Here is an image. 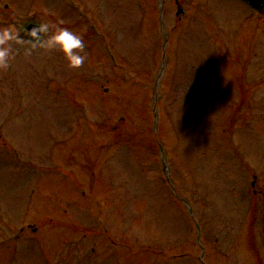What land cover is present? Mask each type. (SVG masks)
Masks as SVG:
<instances>
[{"label": "rangeland", "instance_id": "1", "mask_svg": "<svg viewBox=\"0 0 264 264\" xmlns=\"http://www.w3.org/2000/svg\"><path fill=\"white\" fill-rule=\"evenodd\" d=\"M138 1L0 0V32L14 28L20 41L7 42L11 58L8 67L0 68V122L9 121L2 131L19 150L14 157L0 152V170L14 169L3 177L0 173V201L6 209L0 210V225L14 214V224L54 217L71 223L81 219L83 227L96 228L104 212L114 239L127 238L133 247L144 245L166 256L189 257L135 256L109 248L99 238L103 235L85 238L72 230L43 228L35 240L18 242L17 249L0 240V264H264V193L257 189L253 196L250 188L252 171L264 181V36L251 34L264 19L236 0H184L186 18L176 17L168 0L163 8L160 0H144L145 13ZM7 2L10 11L4 10ZM71 8L86 11L89 22L71 15ZM29 23H48L81 36L83 64L70 68L58 49L26 45ZM90 25L101 29L90 30ZM105 44L116 64L104 58ZM241 67L243 74L238 73ZM65 89L88 101L91 114L83 117L81 104L69 108L63 101L68 106L63 109L56 94ZM97 97L99 106L94 104ZM230 103L239 105L235 114ZM8 107L13 113L1 114ZM91 119L99 130L100 139L88 133L94 143L116 146L98 155L104 159L102 180L114 195V201L109 194L105 200L111 213L98 199L95 203V194L84 200L83 193H97V181L79 192L71 180L49 171L33 184L35 170L20 168L28 163L22 155L46 167L69 168L74 146L87 150L85 133L70 140V120H83L81 130L94 131ZM51 129L52 136L64 138L49 137ZM170 185L188 200L192 193L189 205L211 220L206 234L212 241L202 229L201 237L194 238L196 230L192 235L187 217L170 202ZM88 245L94 255L79 258Z\"/></svg>", "mask_w": 264, "mask_h": 264}, {"label": "clouds", "instance_id": "2", "mask_svg": "<svg viewBox=\"0 0 264 264\" xmlns=\"http://www.w3.org/2000/svg\"><path fill=\"white\" fill-rule=\"evenodd\" d=\"M50 31L51 35H47ZM38 34L47 35V39L40 38ZM31 35L34 38L41 39V47L47 50L58 49L65 57L70 68H79L83 64L85 56L80 53L84 50V41L74 31L44 23L33 29ZM8 41L20 42L14 28L0 32V45H4L0 47V68L8 67L11 58L12 49L7 45Z\"/></svg>", "mask_w": 264, "mask_h": 264}, {"label": "water", "instance_id": "3", "mask_svg": "<svg viewBox=\"0 0 264 264\" xmlns=\"http://www.w3.org/2000/svg\"><path fill=\"white\" fill-rule=\"evenodd\" d=\"M33 29H35V28H32V29H30V32H29V34H28V41H31V42H35V43H37V38H34L32 35H31V32H32V30ZM40 34H38V36H39Z\"/></svg>", "mask_w": 264, "mask_h": 264}]
</instances>
